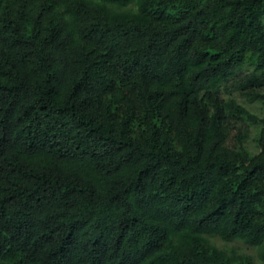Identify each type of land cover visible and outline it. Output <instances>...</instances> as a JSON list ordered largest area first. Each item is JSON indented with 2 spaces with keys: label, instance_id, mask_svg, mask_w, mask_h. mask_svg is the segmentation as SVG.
I'll return each mask as SVG.
<instances>
[{
  "label": "trees",
  "instance_id": "obj_1",
  "mask_svg": "<svg viewBox=\"0 0 264 264\" xmlns=\"http://www.w3.org/2000/svg\"><path fill=\"white\" fill-rule=\"evenodd\" d=\"M0 264H264V0H0Z\"/></svg>",
  "mask_w": 264,
  "mask_h": 264
},
{
  "label": "rangeland",
  "instance_id": "obj_2",
  "mask_svg": "<svg viewBox=\"0 0 264 264\" xmlns=\"http://www.w3.org/2000/svg\"><path fill=\"white\" fill-rule=\"evenodd\" d=\"M252 105H254V109L260 113V108H259V107H260V106H259L260 104L255 103V104H252ZM250 147H251L252 149H256L255 146H254L253 139H250ZM216 241H217L218 244L221 245V246H225V245H226L224 242L220 241L219 239H216ZM232 245H233V246H241L242 249L245 250V251H253L252 248L246 247V246H244V245H242V244H239V243H234V244H232ZM229 246H231V245H229Z\"/></svg>",
  "mask_w": 264,
  "mask_h": 264
}]
</instances>
